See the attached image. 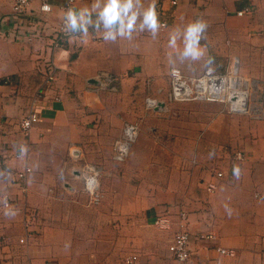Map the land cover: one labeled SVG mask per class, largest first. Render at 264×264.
Segmentation results:
<instances>
[{
  "label": "crops",
  "instance_id": "0c3cea01",
  "mask_svg": "<svg viewBox=\"0 0 264 264\" xmlns=\"http://www.w3.org/2000/svg\"><path fill=\"white\" fill-rule=\"evenodd\" d=\"M46 1L52 7L50 13L42 14L34 2L27 15L17 18L12 1L0 0V264H124L140 232L125 217L122 226L117 224V213L127 215L134 209L132 194L122 207L112 199L109 206L82 204L79 162L92 141L103 144L87 137L88 123L104 113V97H129L132 92L141 97L145 82L149 85L151 80L149 87L161 86L171 68L191 73L193 65L207 62L219 28L225 29L224 37L238 40L239 60L245 61V54L254 50L251 45L264 50V0H186L176 7L167 0H132L128 16L135 13L136 19L131 29L127 17L123 28L119 20L105 25L99 15L105 0H76L75 25L69 12L60 9L66 0ZM97 3L99 8L94 9ZM153 4L155 30L145 22ZM239 11L244 14L237 16ZM65 16L70 19L71 34L57 42V27ZM162 22L173 25L161 29ZM196 25L204 30L200 29L202 38L196 35L195 40L201 41H195L194 55L180 41ZM48 63L57 71L46 89L42 83ZM240 65L244 71L246 62ZM101 74L115 78L114 90L103 88ZM261 77L264 84V74ZM31 109L40 121L24 136L18 122ZM244 134L257 140L238 142L243 161L227 164L219 171L221 178L212 165L202 162V169L196 166L189 176L175 168L173 179L162 182L158 200L143 214V226L155 229L156 236L141 238L149 248L139 264H180L168 253L175 216L161 228L153 225L170 205L184 208L188 216L190 258L182 264H264V142L251 129ZM262 135L261 129V139ZM229 145V138L222 141V146ZM135 150L133 146L132 155ZM224 150L219 148L221 156L226 155ZM25 169L29 172L18 179ZM101 189L106 197L117 196L115 189L104 184ZM4 198L11 201L8 208L2 206ZM27 231L32 236L19 244ZM200 234L213 239L199 241Z\"/></svg>",
  "mask_w": 264,
  "mask_h": 264
},
{
  "label": "rangeland",
  "instance_id": "374dc122",
  "mask_svg": "<svg viewBox=\"0 0 264 264\" xmlns=\"http://www.w3.org/2000/svg\"><path fill=\"white\" fill-rule=\"evenodd\" d=\"M171 24L173 25V23ZM171 24L166 25L168 27ZM196 26L197 31L193 37L186 36L184 32L185 39L180 41L181 45L188 47L191 44L193 47L196 43L191 42L195 40L196 35H198L197 39L203 37V34L200 33L204 28L200 25ZM222 29L224 28L215 31L218 36L215 35L214 37V46L210 53L211 59L207 62L201 60L198 62L200 64L193 65V72L184 73L179 68H171L167 76L162 79L163 84L161 86L149 87L151 80L149 85L145 82L146 86L143 85L141 88L143 92L142 95L140 94L141 97H136L133 92L129 97H104L105 105L102 108L104 113H97L94 120H92L93 122L91 121L87 125L90 126L87 137L89 139L96 138L103 144L97 143L95 140L92 141L91 146L85 147L83 151L85 159L83 157L79 162V175L81 176L82 191L84 193L82 195L85 196L82 198L85 199L82 204L89 208H95L101 202H104L103 204L109 206L112 199L116 200L119 207H122L125 205L127 197L129 201L131 200L130 194L133 196L134 209L128 210L127 215L117 213V224L122 226L126 221L125 218H127V220H132L135 224L134 227L140 232L137 240L133 238L134 251L131 250L129 256L123 260L124 264H139V257L144 255V249L149 248L141 238L145 237V239L150 240L154 235L156 236L155 229L143 226V214L147 206L158 200L157 191L162 188V182L167 184L173 179L175 168L189 176V173H192L196 166L202 169V162H204L207 165H212L213 171L222 172L227 164L231 166L236 162L238 153L243 156L238 142L242 143V141L250 138L251 140L252 138L257 140L251 136L252 134H244L246 129H251L253 133H257L255 136L264 142V138L261 139L259 136L260 130H264V84H261L263 83L261 74H264L261 69L262 62H264V50L251 45L254 50H250L249 53L245 54V61L240 59V62L238 59L240 52L237 53L238 47L236 46L238 40H230L227 38L228 35L224 37L226 32L224 33ZM197 39L196 42L201 41ZM229 40L233 43L231 46L228 45ZM197 44L199 45V43ZM243 62H246V65L244 71H241L240 64ZM172 69H179L187 80L200 77L208 71L220 76L229 75L230 72L231 77L238 75L241 80L237 90L249 94L251 112L248 114L233 113L224 104L197 102L192 99L193 96L190 97V100L184 102L171 101L169 99V74ZM113 83L106 84L103 88L108 91L113 90ZM190 88L193 91V87L189 86ZM149 90L152 93L148 92ZM147 99L155 100L157 102L156 108H147ZM256 107H259L261 117L260 112L258 116L257 113H253ZM105 110L108 114L105 113ZM126 123H136L139 133L136 141L130 146L128 156L123 162L119 163L113 160V145L121 137ZM208 124H212L214 127L207 129ZM261 137H264V135ZM226 138H229V147L222 146V141H225ZM133 146L136 150L132 155L131 148ZM221 147L225 148L226 155L221 156L219 151ZM110 162L111 164H109ZM198 162H201L200 166ZM86 163L100 169L98 178L100 202L98 204L92 203L84 191L81 170ZM102 184L108 189H115L117 196L114 197L111 194L113 192L109 191L111 196L106 197L101 189ZM75 201L79 203L76 197ZM167 208L163 215H159V218L163 220V224L166 223V219H169V217H174L176 212L184 211V208L178 206L175 208V206L170 205ZM184 212L187 214L186 210ZM209 213L214 216L212 211ZM26 224L31 226V221L27 220ZM157 228H161V226Z\"/></svg>",
  "mask_w": 264,
  "mask_h": 264
},
{
  "label": "built area",
  "instance_id": "2783aa9c",
  "mask_svg": "<svg viewBox=\"0 0 264 264\" xmlns=\"http://www.w3.org/2000/svg\"><path fill=\"white\" fill-rule=\"evenodd\" d=\"M12 1V13L15 17H22L27 15L29 6L37 2L39 3V11L42 14L50 13L52 10L51 5L46 0H11ZM76 0H66L65 3L60 7V9L67 14L72 10ZM186 0H167L171 7H176L178 4ZM244 11H239L236 13L237 16H242ZM70 19L65 16L62 18L59 26L57 27L56 35L57 42L62 41L70 36ZM166 24L162 22L160 28L164 29ZM57 68L52 63L46 65L45 78L43 85L48 89L55 80ZM170 94L169 99L176 102H184L190 100L193 96L194 101L206 102V103H220L226 105L233 113L248 114L251 112V98L248 93L242 90H237L239 88V81L241 80L238 75L231 77V72L229 75H215L211 72H206L200 77L191 78L189 80L185 79L183 73L179 69H172L170 71ZM102 81L100 84L106 86V84H111L116 82L115 78L108 76L106 74H101ZM189 86L193 87V91ZM114 90V88H112ZM157 102L152 99H147V108H156ZM260 112V114H259ZM253 113H257L261 117V111L259 107H256ZM40 121L38 114L35 110L31 109L26 113V115L18 122V128L24 136H28L29 131ZM139 133V128L136 123H126L124 125L121 137L115 141L113 145V160L115 162H123L129 154L130 146L136 141ZM75 156V155H74ZM78 157V153H76ZM75 156V157H76ZM236 161H243V156L240 153L236 155ZM29 170L25 169L24 172L18 173L17 178L23 179L25 173ZM83 184L84 191L90 198L92 203L98 204L100 202L99 198V181L100 169L96 166L89 164H84L82 167ZM222 173H217L218 178L222 177ZM209 191H212L209 189ZM11 205V201L8 198L3 199L2 206L8 208ZM25 211V210H24ZM31 220V218H29ZM175 229L173 232L172 240L168 246V253L171 258L176 263H186L190 258V239L191 235L188 228V216L184 211H178L175 215ZM163 220L155 218L153 220V225L160 227L162 226ZM167 222V221H166ZM27 225V224H26ZM31 232L27 231L25 237L19 240V244H24L25 240L31 237ZM196 237V235H195ZM199 241H209L213 239L210 234H200L197 236ZM220 254H227L224 249H217ZM135 257L133 258V260ZM22 264H31L29 262Z\"/></svg>",
  "mask_w": 264,
  "mask_h": 264
},
{
  "label": "clouds",
  "instance_id": "9594fccd",
  "mask_svg": "<svg viewBox=\"0 0 264 264\" xmlns=\"http://www.w3.org/2000/svg\"><path fill=\"white\" fill-rule=\"evenodd\" d=\"M94 9L99 8V4H94L92 6ZM132 8V0H127L126 3L121 4L120 0H105L104 6L100 11V18L104 20L106 26L114 24L117 20L120 21L121 27L124 26V17H127V28L131 29L136 19V14L133 13L131 16H128L129 9ZM84 11H88V8H84ZM122 13L124 14L122 16ZM69 15L72 18L73 25L76 24L75 11L70 10ZM145 22L150 25L154 30L157 27L156 25V13H155V5H151L145 14ZM197 29L195 27H190L188 30V36L193 37L196 33ZM191 43H195V40H192ZM188 52L196 55L197 53L192 48L191 44H189Z\"/></svg>",
  "mask_w": 264,
  "mask_h": 264
},
{
  "label": "water",
  "instance_id": "95a60500",
  "mask_svg": "<svg viewBox=\"0 0 264 264\" xmlns=\"http://www.w3.org/2000/svg\"><path fill=\"white\" fill-rule=\"evenodd\" d=\"M91 83H92V84H95V81L91 80ZM160 105H163V104H160Z\"/></svg>",
  "mask_w": 264,
  "mask_h": 264
}]
</instances>
